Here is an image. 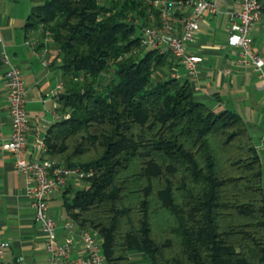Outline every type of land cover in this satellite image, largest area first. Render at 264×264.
I'll return each instance as SVG.
<instances>
[{
  "label": "trees",
  "instance_id": "trees-1",
  "mask_svg": "<svg viewBox=\"0 0 264 264\" xmlns=\"http://www.w3.org/2000/svg\"><path fill=\"white\" fill-rule=\"evenodd\" d=\"M148 1L33 0L26 29L49 38L63 71L48 156L93 173L63 192L65 211L107 264H264L252 131L196 100L170 52L141 45L162 12Z\"/></svg>",
  "mask_w": 264,
  "mask_h": 264
},
{
  "label": "crops",
  "instance_id": "crops-1",
  "mask_svg": "<svg viewBox=\"0 0 264 264\" xmlns=\"http://www.w3.org/2000/svg\"><path fill=\"white\" fill-rule=\"evenodd\" d=\"M262 3L264 7V1ZM35 5L33 0L0 1V236L9 244L2 264H47L49 259L45 233L25 193V178L15 170L14 157L3 149L11 132L5 66L1 61L4 53L23 71L27 89L30 130L23 153L25 158L41 157L34 145L45 140L48 129L59 117L58 98L53 92L62 81L63 71L54 61L56 49L50 40H44L41 29H26ZM216 6L215 14L206 13L200 21L195 40L189 47L204 60L197 75L188 78L182 67L178 70L190 81L196 100L213 105L217 111H234L249 125L264 169V91L258 73L253 67L239 65L238 51L229 44L230 17L241 10V3L217 0ZM184 18L183 13H176L170 20L181 28ZM159 20L162 26V14ZM252 36L253 50L264 59V9L261 21L252 28ZM164 51L169 52L167 48ZM70 184L78 182L71 180ZM62 200L63 193L53 195L50 200V215L60 224L61 242L68 235L64 223L71 220L62 207ZM83 256L81 245L76 243L71 258L77 260ZM138 256L134 254L133 258Z\"/></svg>",
  "mask_w": 264,
  "mask_h": 264
},
{
  "label": "built area",
  "instance_id": "built-area-1",
  "mask_svg": "<svg viewBox=\"0 0 264 264\" xmlns=\"http://www.w3.org/2000/svg\"><path fill=\"white\" fill-rule=\"evenodd\" d=\"M239 1L241 10L230 17L229 44L238 51L237 63L253 67L258 73L260 87L264 91V59L253 50L252 36L253 26L262 19L263 3L261 0ZM216 2L217 0H149L148 3L152 7L161 9L164 23L162 26L144 27L140 38L141 45L145 49L161 51L167 48L188 78L196 76L204 60L201 55L192 53L189 47L195 40L204 15L217 12ZM176 13L185 15L181 28L170 20ZM48 40L47 37L45 41ZM1 61L5 66V85L11 116L10 137L4 142L3 149L14 157L15 170L25 178V193L35 211L36 221L46 236L45 247L49 253L47 264H107L99 237L89 230L80 229L72 220L64 223L68 235L63 242L59 240L60 224L50 215L51 197L63 193L71 180L89 178L93 173L79 167H67L58 160L51 159L45 141L34 145L40 151L41 157L27 159L23 156L30 130L24 75L21 68L6 53L1 57ZM174 75L177 78L182 77L180 72ZM62 91L63 84L60 82L56 85L53 95L59 99ZM76 243H79L84 251V256L77 260L71 258ZM8 249V242L0 236V264Z\"/></svg>",
  "mask_w": 264,
  "mask_h": 264
},
{
  "label": "rangeland",
  "instance_id": "rangeland-1",
  "mask_svg": "<svg viewBox=\"0 0 264 264\" xmlns=\"http://www.w3.org/2000/svg\"><path fill=\"white\" fill-rule=\"evenodd\" d=\"M86 185H87V184H86L85 182H81L79 187H80V188H81V187H85ZM62 201H63V200H62ZM60 207H61V206H60ZM62 207H64V206H63V203H62ZM133 259L136 261L135 264H143V263H140V260H141V259H140V256H138V257H134ZM138 261H139V262H138Z\"/></svg>",
  "mask_w": 264,
  "mask_h": 264
}]
</instances>
